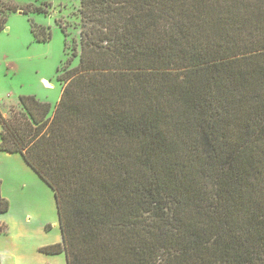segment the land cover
I'll return each mask as SVG.
<instances>
[{
    "label": "trees",
    "instance_id": "1",
    "mask_svg": "<svg viewBox=\"0 0 264 264\" xmlns=\"http://www.w3.org/2000/svg\"><path fill=\"white\" fill-rule=\"evenodd\" d=\"M18 11L46 13L0 0V32ZM78 13L71 46L56 20L69 58L54 108L22 95L0 111V151L54 195L62 241L39 251L264 264V0H80ZM30 32L51 39L31 20Z\"/></svg>",
    "mask_w": 264,
    "mask_h": 264
},
{
    "label": "rangeland",
    "instance_id": "2",
    "mask_svg": "<svg viewBox=\"0 0 264 264\" xmlns=\"http://www.w3.org/2000/svg\"><path fill=\"white\" fill-rule=\"evenodd\" d=\"M6 4H13L20 8L27 6H37L45 9L46 13L22 14L20 11L10 13L7 18L6 28L0 32V59L4 56L9 57L21 66L22 76L24 80L33 77V71H39L42 75L53 84L52 89L45 90L39 86L41 96L47 97L48 103L52 109L59 101L61 95V85L57 81L59 67L67 62L66 49L64 48V36L56 24V20L60 19L67 26L68 37L65 39L68 46L73 45L72 42H78L79 31L81 28L78 9L80 0H2ZM30 20L33 23L49 29L51 39L47 43H37L33 39L30 32ZM79 53V50L77 51ZM7 53V54H6ZM17 64V65H18ZM79 64V54L72 60L71 67ZM7 75L5 78L4 75ZM12 83L15 89H18L19 83L23 82L15 75L7 73L4 68H0V90H3L6 81ZM29 83V82H28ZM35 89L27 87L25 84L22 91ZM31 177V176H30ZM28 176L22 177L17 175V181L20 184L11 182L7 185L9 195L12 198V212L4 224L10 233H16L19 230H25V225L20 223L27 216V229L33 231L39 236L41 227L47 222L51 225L57 220V212L55 204L51 200L48 201L44 196V189L41 185L36 184L33 179ZM41 180V179H40ZM1 184V182H0ZM45 184V183H44ZM2 187V184H1ZM2 190V189H1ZM51 190V189H49ZM8 201V200H7ZM9 202V201H8ZM49 203V206H48ZM10 204V203H9ZM53 205V206H52ZM50 220V221H49ZM56 225H51V230H46L52 239L56 236ZM49 227V226H47ZM46 227V229H47ZM6 233V234H7ZM0 238H4L5 234H0Z\"/></svg>",
    "mask_w": 264,
    "mask_h": 264
},
{
    "label": "crops",
    "instance_id": "3",
    "mask_svg": "<svg viewBox=\"0 0 264 264\" xmlns=\"http://www.w3.org/2000/svg\"><path fill=\"white\" fill-rule=\"evenodd\" d=\"M7 54V53H6ZM13 61L9 55L4 56L0 59V68H4V70L15 76L17 75L21 81L19 83L18 89L10 82H5L3 90H0V111L4 117H8L10 114V108L13 107L15 109H19V97L22 95H30L36 97L38 100L42 102L48 103L47 97H40L41 93L39 88L36 89L37 86L44 88L45 90H53V84L48 81V79L42 75H39V71H33V77L28 78V80L22 79L20 76L23 73L21 70V66ZM6 78L7 75L5 74ZM29 82V83H28ZM27 87H33L35 89H29L28 91H22L24 85ZM48 87V88H47ZM1 131V125H0ZM21 174L22 177L28 176L35 181L36 184L41 185L43 187L45 199L48 201L51 200L52 196L54 201V195L50 188L44 184L42 180L32 171V169L24 162L23 158L19 154H8L0 151V182L2 184L1 194L3 198L9 201L10 208L9 211L5 214H0V223H6L9 221L8 217L12 212V198L10 197V193L8 191L7 185L11 182L18 184L17 175ZM55 204V201H54ZM49 206V203H48ZM53 206V205H52ZM56 208V205H55ZM57 212V210H56ZM27 216L24 221H20L25 225V230H19L16 233H10L8 229V233L5 234L4 238H0V264H66V258L64 254L58 255H46L39 251L41 247L53 245L57 243H61L62 237L58 223V215L57 220L53 221L51 225H56V236L52 239L50 234L46 230H51V225H48L50 222H47L43 227H41L39 236L34 234L33 231L27 229ZM49 226V229L46 227ZM1 237V236H0Z\"/></svg>",
    "mask_w": 264,
    "mask_h": 264
}]
</instances>
